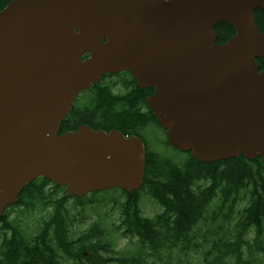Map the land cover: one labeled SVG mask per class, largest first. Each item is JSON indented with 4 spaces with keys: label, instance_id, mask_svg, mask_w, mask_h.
Wrapping results in <instances>:
<instances>
[{
    "label": "water",
    "instance_id": "1",
    "mask_svg": "<svg viewBox=\"0 0 264 264\" xmlns=\"http://www.w3.org/2000/svg\"><path fill=\"white\" fill-rule=\"evenodd\" d=\"M264 0H12L0 11V218L38 177L70 197L141 187V138L59 134L77 95L129 70L169 142L202 162H264ZM235 33L217 43L215 26ZM87 55L84 59L83 57ZM238 75L253 89H217Z\"/></svg>",
    "mask_w": 264,
    "mask_h": 264
},
{
    "label": "trees",
    "instance_id": "2",
    "mask_svg": "<svg viewBox=\"0 0 264 264\" xmlns=\"http://www.w3.org/2000/svg\"><path fill=\"white\" fill-rule=\"evenodd\" d=\"M11 1L0 0V11ZM255 19L264 32L262 9L255 11ZM215 30L220 44L235 32L226 23L217 24ZM258 66L264 69V57L258 59ZM152 91L148 89L149 93ZM86 93L75 101L61 122L60 135L84 124L94 130L103 126L107 131L122 126L124 129L119 130L123 134L137 135V129L126 125L139 121L136 113L121 109L122 102L112 97L108 88ZM150 114L148 120L161 129L152 110ZM187 153L188 158L179 163L147 149L142 188L132 193L115 188L93 192L90 197L71 198L64 187L50 179L37 178L24 187L18 201L9 205L0 218V264H63L68 260L77 264H158L162 251L170 253L172 249L199 253L197 263L186 259V264H264L262 158L239 156L201 162ZM116 192H121L120 198L125 200L112 198L121 215L114 226L129 239L127 247L115 252L99 220L73 236L72 231L77 232L75 227L84 219L85 209L93 204L104 205L110 200L108 195ZM143 193L157 198L165 212L154 218L144 217L140 206ZM247 197V204L237 208ZM77 208L80 210L74 213ZM34 213L40 216L32 229L21 216ZM201 223L207 225L206 229L200 227ZM252 230L255 236L250 239L246 236ZM223 231L225 234L221 235ZM105 251L113 254L107 257Z\"/></svg>",
    "mask_w": 264,
    "mask_h": 264
},
{
    "label": "rangeland",
    "instance_id": "3",
    "mask_svg": "<svg viewBox=\"0 0 264 264\" xmlns=\"http://www.w3.org/2000/svg\"><path fill=\"white\" fill-rule=\"evenodd\" d=\"M147 135H148V145L149 148H152L155 150L157 153L164 154L166 157H169L173 159L176 162L183 163L187 158H188V153L185 151H177L174 149L172 146H169L165 142V137L166 135L164 132L159 129L156 125H150L147 129ZM109 194V193H108ZM107 194V195H108ZM122 193L119 192V196ZM116 195V194H115ZM114 195V196H115ZM123 200V199H122ZM215 200H217V197H215ZM248 202V197L246 198L245 201L241 203L239 206L242 208L245 204ZM69 204H73V200L69 201ZM106 206L99 205V204H94L91 206H88L85 209V212L83 213L84 219L82 222H80L75 228L76 230L72 231L73 236L77 235L80 231H85V229L91 225L96 220L103 221L104 222V228L108 231V240L113 242V245L116 249L118 250H124L127 245L128 241L122 237H120L118 234L115 233L113 229V225L116 222H118L119 216H120V208L117 203L115 204H110L106 202ZM142 206L144 210V214L147 216H152L155 214L156 211L159 210V206L151 199L147 198L146 202H144V199L142 201ZM80 209L77 208L74 210V213L79 211ZM15 214H13L12 217H14ZM40 214L39 213H34L30 217H24L21 216V218L24 219V222L30 227L34 228L37 225V221L39 219ZM228 225V224H226ZM234 229V228H233ZM253 231L248 233V236H253ZM104 254H107L105 251ZM191 255L193 253L191 252ZM162 259L158 262V264H178L179 263V257L177 254L174 252V254L170 255L168 252H163L162 253ZM184 258V257H182ZM63 264H77L72 260H68L64 262Z\"/></svg>",
    "mask_w": 264,
    "mask_h": 264
},
{
    "label": "flooded vegetation",
    "instance_id": "4",
    "mask_svg": "<svg viewBox=\"0 0 264 264\" xmlns=\"http://www.w3.org/2000/svg\"><path fill=\"white\" fill-rule=\"evenodd\" d=\"M105 88H108V90H110L112 97L114 96V98H117V101L122 102L121 109H132V113H136L135 119L138 118L139 121L137 123H134L133 126H130V123H127L126 125L128 127L137 129V136L142 138L146 145L145 140L147 138V129L150 125H152V123H154L148 120V118L151 116V108L147 100L154 94V89L151 93H148V87L139 86V83L130 71L107 73L102 76L100 80L96 82L90 89L103 90ZM83 96H87V93H84ZM116 127L117 128H113L110 130H119L120 127L121 129H124L122 126ZM90 128L93 129V127ZM98 130L107 131V129L103 126L98 128L96 131ZM128 136H131V134H129Z\"/></svg>",
    "mask_w": 264,
    "mask_h": 264
},
{
    "label": "bare ground",
    "instance_id": "5",
    "mask_svg": "<svg viewBox=\"0 0 264 264\" xmlns=\"http://www.w3.org/2000/svg\"><path fill=\"white\" fill-rule=\"evenodd\" d=\"M258 59H262V58H258ZM258 59H256L257 64H258ZM218 79L222 83L217 89H253L252 87H247L238 75H235L231 81H226L223 75L218 76Z\"/></svg>",
    "mask_w": 264,
    "mask_h": 264
}]
</instances>
